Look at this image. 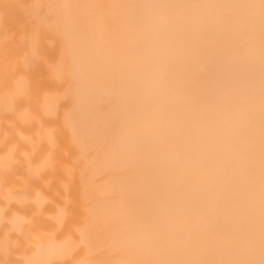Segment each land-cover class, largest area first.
<instances>
[{
    "label": "bare ground",
    "instance_id": "obj_1",
    "mask_svg": "<svg viewBox=\"0 0 264 264\" xmlns=\"http://www.w3.org/2000/svg\"><path fill=\"white\" fill-rule=\"evenodd\" d=\"M0 264H264V0H0Z\"/></svg>",
    "mask_w": 264,
    "mask_h": 264
}]
</instances>
